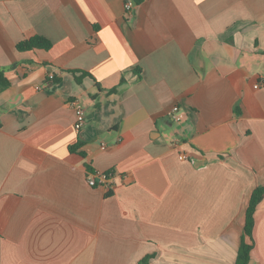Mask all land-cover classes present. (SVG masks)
Returning a JSON list of instances; mask_svg holds the SVG:
<instances>
[{
    "label": "crops",
    "instance_id": "crops-1",
    "mask_svg": "<svg viewBox=\"0 0 264 264\" xmlns=\"http://www.w3.org/2000/svg\"><path fill=\"white\" fill-rule=\"evenodd\" d=\"M124 3L0 0V264L236 262L264 184V0ZM34 36L51 48L18 49ZM253 238L264 264V198Z\"/></svg>",
    "mask_w": 264,
    "mask_h": 264
},
{
    "label": "trees",
    "instance_id": "trees-1",
    "mask_svg": "<svg viewBox=\"0 0 264 264\" xmlns=\"http://www.w3.org/2000/svg\"><path fill=\"white\" fill-rule=\"evenodd\" d=\"M138 1L140 0H136L137 3ZM51 46L52 43L47 38L43 36H34L30 39L20 42L17 47L19 50L36 49V48L48 50L51 48ZM10 84L11 82L9 78H7L5 73L0 70V89L8 87L10 86ZM115 90L116 89H114L113 91ZM82 144L83 142L81 141L76 145L71 146L70 149L74 151ZM263 198H264V184L257 185L253 189L249 198V203L245 215L244 232L241 237V243L238 249V254L235 264H249L251 258V252L254 247L253 230L255 226V212L257 206L259 205V203ZM150 257H152V255H149L146 258H144L141 262H139V264L147 263Z\"/></svg>",
    "mask_w": 264,
    "mask_h": 264
},
{
    "label": "built area",
    "instance_id": "built-area-1",
    "mask_svg": "<svg viewBox=\"0 0 264 264\" xmlns=\"http://www.w3.org/2000/svg\"><path fill=\"white\" fill-rule=\"evenodd\" d=\"M137 6L136 0H125L124 8L125 13L129 16H133L134 9ZM54 74L50 75V78H53ZM260 85H264V83L257 84L255 87H259ZM72 105L75 108L76 113V119H75V128L77 131H81L86 123V115H85V108L79 104V102L74 101ZM179 110L178 106H175L174 109L170 112V115L174 119H180V117L176 116V112ZM102 148L106 149L107 145L106 143L102 144ZM115 172L114 171H107V172H96V171H90L87 175V183L92 187H103L108 192H110L114 186L115 183Z\"/></svg>",
    "mask_w": 264,
    "mask_h": 264
}]
</instances>
